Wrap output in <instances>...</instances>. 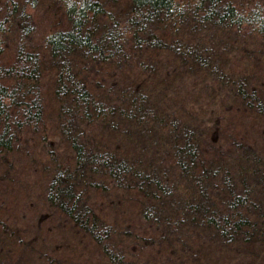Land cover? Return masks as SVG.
<instances>
[{"label":"trees","instance_id":"1","mask_svg":"<svg viewBox=\"0 0 264 264\" xmlns=\"http://www.w3.org/2000/svg\"><path fill=\"white\" fill-rule=\"evenodd\" d=\"M0 264H264V0H0Z\"/></svg>","mask_w":264,"mask_h":264},{"label":"rangeland","instance_id":"2","mask_svg":"<svg viewBox=\"0 0 264 264\" xmlns=\"http://www.w3.org/2000/svg\"><path fill=\"white\" fill-rule=\"evenodd\" d=\"M42 1L39 2V4ZM39 7L37 10L33 13V16H35V20L39 22V24H45L46 26H38V34L36 35V42L41 43V36L46 32L45 27L51 29V28H58L61 27V25H64V19L61 18L60 11L54 6L47 3H43L41 5H38ZM58 10V11H57ZM63 21V22H62Z\"/></svg>","mask_w":264,"mask_h":264}]
</instances>
